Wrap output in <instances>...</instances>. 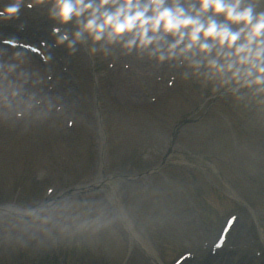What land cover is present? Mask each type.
Instances as JSON below:
<instances>
[{"label":"rangeland","instance_id":"1","mask_svg":"<svg viewBox=\"0 0 264 264\" xmlns=\"http://www.w3.org/2000/svg\"><path fill=\"white\" fill-rule=\"evenodd\" d=\"M38 3L28 8L31 25L56 27L67 46L52 51L47 38L30 39L31 52L47 57L37 74L18 55L33 106L21 117L0 108V264H155L130 242L128 221L161 264H224L233 256L264 264V104L243 90L239 99L215 100L229 89L118 45L107 55L86 40L69 47L76 25L60 24L47 0ZM19 19L25 24L21 16L8 22ZM190 118L199 121L172 140L176 124ZM105 194L116 217L109 226L79 231L39 218ZM231 217L228 243L216 249Z\"/></svg>","mask_w":264,"mask_h":264},{"label":"clouds","instance_id":"2","mask_svg":"<svg viewBox=\"0 0 264 264\" xmlns=\"http://www.w3.org/2000/svg\"><path fill=\"white\" fill-rule=\"evenodd\" d=\"M44 3L46 0H37ZM49 15L60 24L76 25L69 47L86 40L109 54L111 46L146 54L158 63L183 66L184 75L213 87L242 90L264 104V0H47ZM33 0L0 3V19L15 17ZM67 36L61 38L66 39ZM0 62V108H15L17 117L33 106L24 96L20 62ZM107 195L84 204L42 210L47 222L62 220L76 230L95 231L116 217L107 211Z\"/></svg>","mask_w":264,"mask_h":264},{"label":"bare ground","instance_id":"3","mask_svg":"<svg viewBox=\"0 0 264 264\" xmlns=\"http://www.w3.org/2000/svg\"><path fill=\"white\" fill-rule=\"evenodd\" d=\"M4 1L7 2L8 0H4ZM33 3H38V2H37V0H33ZM38 4H42V3H38ZM28 8L29 7H25L22 5L21 8L19 9V12L17 13L16 16H19V17L21 16V19H23L25 21V24H23L22 21L19 19L18 25H19V29L20 30L22 29V31H20V32L14 31V33L21 35V37L26 41L30 40V39H34V38L37 40L47 38V40L49 41V44L51 42L53 47H54V48H52V51H54L56 49V47L65 48L64 46H67L66 42L63 43L66 45L61 44L60 43L61 40L58 37H56L55 34H53V32H49L48 29L38 27L37 25H34L35 27H33L31 25V23H30V20H31L30 19L31 18L30 13L31 12H28V10H29ZM22 15H25V17H23ZM26 19H27V21H26ZM52 31H54V28L52 29ZM5 33L6 32L0 33V40H2V37L7 36ZM39 35H41V38H37V36H39ZM45 48H46L45 46H41L39 48V50L41 51V54L46 53ZM14 54H16L17 57L19 55L18 52L12 51L8 46H6L3 43H0V62H5V61L9 62L8 58L13 57ZM52 54H53V52L51 53V51H50L49 55L51 56ZM24 58L25 59L27 58V63L29 62L30 65L33 64L32 66H35V67H32V69L37 70L36 73L39 74L40 69L39 68L37 69L36 66L39 64L38 61L41 59H39L36 55H33V54H27V57H24ZM44 59H45V57H44ZM46 59H47V57H46ZM142 59L144 60V58H141V60ZM57 63H59V60H57ZM42 94L43 93H41L40 95H42ZM103 178L104 177L100 174L97 182H100L101 180H103ZM118 212H119L121 217H124L123 212L120 209L118 210ZM126 227H127L128 238H129V240H131L130 242L132 244L137 242L142 247V249H143L142 251L149 258V260L153 261L155 264H161L157 259V255L155 253L153 244L149 240V238L146 236V234L142 233V231L135 224H133L129 221H128V223H126ZM227 243H228V241L226 242V245H227ZM224 264H240V261H238V258H235V256H233V258L229 262H226Z\"/></svg>","mask_w":264,"mask_h":264}]
</instances>
